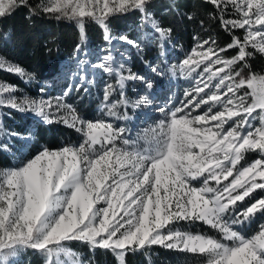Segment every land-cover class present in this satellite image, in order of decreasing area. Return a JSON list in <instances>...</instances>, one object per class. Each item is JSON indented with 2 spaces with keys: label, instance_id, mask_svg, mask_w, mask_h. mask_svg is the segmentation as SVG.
I'll use <instances>...</instances> for the list:
<instances>
[{
  "label": "snow or ice",
  "instance_id": "obj_1",
  "mask_svg": "<svg viewBox=\"0 0 264 264\" xmlns=\"http://www.w3.org/2000/svg\"><path fill=\"white\" fill-rule=\"evenodd\" d=\"M205 2L214 9L209 19L219 22L231 42L220 47L214 36L194 37L190 52L168 68L192 86L178 105L169 100L156 108L161 118L133 133L114 121H131L129 109L153 105L154 84L126 67L114 43L141 52L142 41L114 36L109 20L138 11L140 26L155 34L163 56L173 30L155 18L152 0H36L34 6L29 0H0V18L27 7L26 19L43 14L75 24V69L66 66L65 79L92 83L87 80L91 68L114 81L104 85L101 118L95 120L84 119L65 100L81 83H69L60 97L36 99L18 97L17 86L0 82V108L31 113L45 124L62 123L82 137L58 149L42 146L18 166L0 168V264H17L27 250L39 253L44 264H85L72 242L92 252L109 251L117 264L153 246L191 255L200 264H264V223L250 236L239 228L264 214V197L239 207L264 191V74L249 64L255 54L264 55V0ZM89 22L102 29L107 45L91 64L80 58L91 55ZM235 30H243V36ZM8 39L10 33L0 32V41ZM229 50L235 55L226 56ZM0 70L33 79L3 56ZM150 70L164 75L159 65ZM129 82H139L142 93L130 97ZM16 135L0 121V137ZM24 139L30 141L31 133ZM0 151L10 149L0 142ZM248 153L260 158L240 167ZM180 222H200L217 235L181 230ZM146 258L151 264L150 255Z\"/></svg>",
  "mask_w": 264,
  "mask_h": 264
},
{
  "label": "trees",
  "instance_id": "obj_2",
  "mask_svg": "<svg viewBox=\"0 0 264 264\" xmlns=\"http://www.w3.org/2000/svg\"><path fill=\"white\" fill-rule=\"evenodd\" d=\"M29 3L34 6L36 0H29ZM28 11L27 7H20L12 14L0 18V32L10 33V39L6 42L0 41V54L31 73L33 79L29 82L7 70H0V78L15 84L18 91L24 88L36 93L37 89L34 86L38 84L42 86L48 79L55 80L54 84H57L63 68L75 66L73 53L79 42V36L75 24L70 21L57 20L43 14L26 19ZM151 11L162 26L173 30L170 41L164 47L163 56L159 54L160 49L155 34L140 26L141 14L138 11L118 14L109 20L113 35L123 33L134 40L142 41L143 50L141 52L122 43L128 54V65L132 70L138 72L149 70L148 62L155 57L169 56L174 53L181 57L187 54L197 43L194 37L206 39L208 36H214L220 47L231 42V36L220 27L219 22L209 19L208 14L214 9L205 0H152ZM189 15L193 17L191 20L188 19ZM201 21L204 22L203 25ZM86 33L87 50L91 55L93 54L92 49L98 50L101 45L106 46L103 31L95 23L89 22L86 25ZM234 34L243 36L244 33L243 30H235ZM80 55L85 56L86 60L90 56L83 53ZM225 55L228 57L235 55V50H229ZM249 64L253 72L264 74V55L255 54L249 60ZM99 73L92 83L82 86L79 91L73 88L70 95L66 97L83 118H91L95 114V107L102 100L103 81L109 79L114 82L107 74L101 71ZM84 88L88 89L87 93L83 91ZM126 90L128 92V89ZM130 111L132 110L129 109L128 112ZM0 121L7 130L17 133L16 136L0 137V142L6 143L10 149L9 152L0 151V166L2 167L30 158L42 146L61 147L78 144L82 140L78 132L62 123L45 124L31 113H21L10 108H0ZM25 133L32 134L30 141L24 139ZM257 156H259L258 153L246 154L241 165ZM261 223H264V214H257L250 225H241L239 228L245 234H249L257 230ZM177 226L194 233L217 235L214 230L200 222L191 226L180 222ZM70 247L81 254V259L85 261V264H117L114 255L109 251L96 249L92 252L87 245L79 242H72ZM149 255L151 264H196L200 262L191 255L166 250L159 246H153L150 250L146 249L135 254L130 253L126 256V262L127 264H149L146 258ZM16 260L17 264H44L43 257L32 250L21 253Z\"/></svg>",
  "mask_w": 264,
  "mask_h": 264
},
{
  "label": "rangeland",
  "instance_id": "obj_3",
  "mask_svg": "<svg viewBox=\"0 0 264 264\" xmlns=\"http://www.w3.org/2000/svg\"><path fill=\"white\" fill-rule=\"evenodd\" d=\"M120 34H123V33H118V34H116L114 36H118ZM130 39H132V38H130ZM132 40H134V39H132ZM114 43L116 44L117 50L119 52H121V53H124V56H125V58L127 60L128 59V54H127V51L124 49L122 42H114ZM106 47H107V45L106 46L101 45L100 49H98V50L97 49H92L93 54L89 56V59H87V61L90 64L91 63H95L94 59L96 58V56L99 54V52L102 49H104ZM190 50L188 52H190ZM113 54L116 55L115 52ZM185 55L180 57L177 53H174V54L169 55V56L155 57L154 59H152V60H150L148 62V67H149L148 69L149 70H146V71H143V72H138L136 70H132L131 69L132 72H135V73H138L140 75L146 76V77H148L149 79H151L153 81L154 88L152 90V97L154 98V103H153V105L147 106V107H145L143 109L130 111V113H128V114H129V116L133 117V119L131 121H128V122L114 121V122L117 123V124H125L126 123L127 127H129L130 129H133V133H134L136 130H138V127L139 128L145 127L146 126L145 122L150 124L153 121L158 120V119L161 118L160 113L156 111V108L164 106L165 104L168 103L169 100H171L172 103L178 105L179 101L184 98V96H183L184 91L192 86V81L189 80V79H185L184 77L179 76V74L173 76L168 71V68L172 64H178L185 57ZM0 56H2V55L0 54ZM80 58L85 59V56L80 55ZM7 60H9V59H7ZM9 61H11V60H9ZM11 62H13V61H11ZM13 63H15V62H13ZM151 65H159L163 69L164 75H157V74L152 73L151 70H150V66ZM126 67L130 68V66L128 65V62L126 64ZM71 68L75 69V66H71ZM64 72H65V68H63V70H62V74L59 77V79H58L59 81H58L57 84H54L56 82L55 80L46 81L45 82L46 84H44L42 86L39 85V84L34 86L37 89L36 93H33V91H29V90L24 89V88H20L21 90L17 91L16 95L18 97L19 96H23V95H27L29 97L36 98V99L41 98V96H43L44 99H47L49 97L55 98V97H60V96L63 95V93H64L65 89L68 87L69 83H83V86L89 84L87 81H79V80L71 81V80H67V79H65ZM99 72H100L99 70H93L91 68H88V73L89 74L87 76V80H90V81L93 82L97 78V74ZM99 75H100V73H99ZM245 75H247V71H245ZM0 82H5V83H9L11 85H15V84H12V83H10L8 81H5V80H3L1 78H0ZM105 83H112V81H109V79H105V81H103L102 90H101L102 100L95 107L96 110H95V114L93 115V117L84 118V119L95 120L97 118H101L100 105H101V103L103 101V89H104ZM52 85H53V87H52ZM41 88L44 89L43 93H41V91H40ZM127 89H128L127 94L130 97H135L137 93H142L143 86L139 82H129L128 85H127ZM65 100H66V102L68 104H71L70 101H68L66 98H65ZM109 119H111V118H109ZM257 123H258V121H257ZM29 134L30 133H25L24 134V138L29 136ZM31 137H32V134H31ZM61 147H63V146H61ZM58 148H60V147H53V148H50V149H58ZM36 153H37V151L32 156H34ZM257 158H260V157L257 156L256 158L252 159L251 161L247 162L244 165H241L240 167H243V166H246L247 164H250L252 161H254ZM15 166H18V163L14 164V165H10V166H5V167L0 166V168L15 167ZM229 179H231V178H229ZM196 186H199V185H196ZM258 193H262V194H258ZM261 197H264V191L257 190L253 194L252 199H247L246 198L245 202H240L239 207L241 209H243L248 204L254 202L255 199H259ZM176 227L180 228L177 225H176ZM180 229L183 230L182 228H180ZM255 231H253V232H251L249 234H246V235L250 236ZM196 264H200V262L196 263Z\"/></svg>",
  "mask_w": 264,
  "mask_h": 264
}]
</instances>
